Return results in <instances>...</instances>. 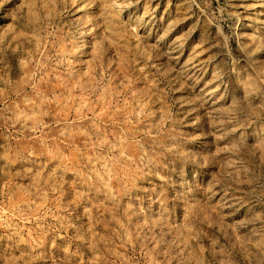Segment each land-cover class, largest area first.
I'll return each mask as SVG.
<instances>
[{
  "label": "rangeland",
  "instance_id": "374dc122",
  "mask_svg": "<svg viewBox=\"0 0 264 264\" xmlns=\"http://www.w3.org/2000/svg\"><path fill=\"white\" fill-rule=\"evenodd\" d=\"M0 264H264V0H0Z\"/></svg>",
  "mask_w": 264,
  "mask_h": 264
}]
</instances>
